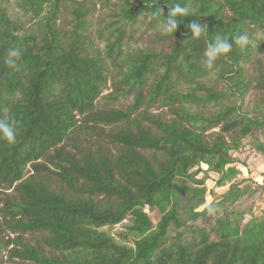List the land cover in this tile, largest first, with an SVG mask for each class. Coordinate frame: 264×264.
Returning <instances> with one entry per match:
<instances>
[{
    "label": "trees",
    "instance_id": "obj_1",
    "mask_svg": "<svg viewBox=\"0 0 264 264\" xmlns=\"http://www.w3.org/2000/svg\"><path fill=\"white\" fill-rule=\"evenodd\" d=\"M176 3L194 14L165 35L153 13ZM241 33L254 44L202 63ZM4 109L0 264H264V172L236 157L249 138L264 162V0H0Z\"/></svg>",
    "mask_w": 264,
    "mask_h": 264
},
{
    "label": "clouds",
    "instance_id": "obj_2",
    "mask_svg": "<svg viewBox=\"0 0 264 264\" xmlns=\"http://www.w3.org/2000/svg\"><path fill=\"white\" fill-rule=\"evenodd\" d=\"M193 14V9L187 5L182 6L180 3L169 7L166 17L162 10H156L153 13V15H159L161 17L158 22V28L165 35H174L178 27L184 22V18ZM187 28L191 34L190 39L192 40H199L202 36L209 35L207 26L197 20H190ZM254 42L252 36L247 33H241L231 40L227 36L215 35L212 41L207 44L202 54V63L211 66L219 58L227 59L233 51L234 45L240 50H246ZM21 56L22 50L20 48L10 47L3 57V63L10 69L18 71ZM18 134L19 121L8 109H4L3 114L0 115V141L6 142L9 145L15 144ZM208 211L209 214H213L217 209L210 207Z\"/></svg>",
    "mask_w": 264,
    "mask_h": 264
},
{
    "label": "rangeland",
    "instance_id": "obj_3",
    "mask_svg": "<svg viewBox=\"0 0 264 264\" xmlns=\"http://www.w3.org/2000/svg\"><path fill=\"white\" fill-rule=\"evenodd\" d=\"M98 16H99V13H96L95 16H94V20L93 21H96L98 19ZM151 34H152V31H146L145 32V29L143 27H138L135 30L134 37H135V39L138 40V43L140 45H143L145 47H150L151 46L150 40L152 39ZM247 69L249 70L247 72L248 75H251V74L254 75L255 74V69H253L252 65L248 66ZM216 89L217 90H222L223 87L222 86H217ZM106 93H108V90L104 91L102 95H105ZM258 96H259V92L258 91H252V92H250L247 95L246 100L249 101V102H254ZM130 102H131V98H129L128 101H126V104H128ZM212 131H218V129H215V130H212ZM261 139H262V137H261ZM248 140H249V138L244 140L243 143L245 144V146L243 147V149L240 152L239 156H236V157L239 160L241 159V160L246 161V163L249 166L252 165V167H253L254 164H256L255 169H254L255 172L258 173V171H262V170L264 172V162L262 161V162L259 163V161H258L257 157H255V155L248 153V147H246L247 146L246 143L248 142ZM243 172L246 175V171L243 170ZM215 177H216L215 175H211V180L206 183V185L208 187H212L213 186V180L212 179H215ZM258 180L261 181L260 179H258ZM222 191H224V189L217 190L218 193H221ZM262 207L264 208V205H262ZM119 229H120V226H117L115 228V230H119ZM5 264H7V263H5Z\"/></svg>",
    "mask_w": 264,
    "mask_h": 264
}]
</instances>
